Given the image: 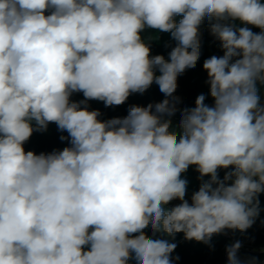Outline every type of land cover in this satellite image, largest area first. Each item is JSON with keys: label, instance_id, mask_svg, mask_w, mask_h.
<instances>
[{"label": "clouds", "instance_id": "9594fccd", "mask_svg": "<svg viewBox=\"0 0 264 264\" xmlns=\"http://www.w3.org/2000/svg\"><path fill=\"white\" fill-rule=\"evenodd\" d=\"M205 19L223 52L202 65L213 103L201 93L181 108L177 78L200 59ZM145 29L170 33L167 59L150 54ZM153 84L165 98L124 117L90 109ZM258 84L262 0H0V264H175L177 244L157 234L208 244L251 228L264 193ZM51 123L68 146L26 151ZM190 166L200 183L189 200ZM241 247H226L228 264Z\"/></svg>", "mask_w": 264, "mask_h": 264}, {"label": "trees", "instance_id": "16d2710c", "mask_svg": "<svg viewBox=\"0 0 264 264\" xmlns=\"http://www.w3.org/2000/svg\"><path fill=\"white\" fill-rule=\"evenodd\" d=\"M264 2V0H262ZM182 17L177 16L175 19L178 22ZM208 20L205 21L200 26L201 32V56L197 65L193 69H188L185 73L177 78L178 88L174 95L181 97L182 103L179 107H194L196 97L203 93L208 98L205 103L211 105L213 103L209 93V86L205 83L207 80V73L203 70V62L205 59L211 57L212 55L220 56L223 54L219 41L215 40L213 36L209 33ZM255 32H259V29H253ZM142 38L150 43L151 46V55H163L165 58H168V53L171 51V47L175 46V41L171 39L170 33L159 32L155 29H145L142 32ZM170 45L169 47H165V45ZM159 74V73H157ZM261 94V102L264 103V85H259ZM163 93L159 91L157 85L153 84L145 93L139 94L134 93L129 96L128 100L125 104L117 107H105L103 102L99 101H90V109H99L102 113L100 119L106 120L113 117H124L127 115V109L130 105H140L147 106L149 103H158L164 99ZM73 100L79 101L83 99L82 93H76L72 96ZM180 114L177 112L176 115L171 117L172 127L170 130L180 132L182 131L179 128L180 122ZM61 135H67L66 132H60L57 129V125L54 123L49 124L46 132H34L29 141L24 145L26 151H34L39 154L41 152H51L55 150H62L64 147L68 146L67 141H61L59 137ZM184 177L188 180V188L186 198L190 200V197L194 191L199 189V181L197 179L198 173L195 171V166H190L188 171L183 174ZM224 170H220V177L223 178ZM207 179V177H205ZM260 199V207L262 211L260 212L259 218L253 224V226L247 229L245 232H240L239 230H228L230 231L236 240L241 241L243 244L253 245L257 247H264V225L261 224V220H264V193H262L259 197ZM179 203V201L171 202L167 207L171 208L175 204ZM248 231V232H247ZM145 232L148 235L152 234L151 227L145 229ZM247 233H251V236H255L251 242L247 241L248 237ZM159 238L169 239L170 242H174L177 244L176 249L172 253V256H179L180 259L175 261V264H228V261L225 258V250L228 245V240L224 234H216L213 235L211 241L208 244L203 242H197L195 240H185L183 233L175 234V239L167 236L166 234H157ZM241 257H256L263 259V254L255 253L251 251L243 250L240 253ZM130 264H135L134 261L130 262Z\"/></svg>", "mask_w": 264, "mask_h": 264}, {"label": "built area", "instance_id": "2783aa9c", "mask_svg": "<svg viewBox=\"0 0 264 264\" xmlns=\"http://www.w3.org/2000/svg\"><path fill=\"white\" fill-rule=\"evenodd\" d=\"M225 236H226V238H227V240H228V245L227 246H230L231 244H233L235 241H237L236 239H235V237L233 236V234L230 232V231H228V230H226V233L224 234ZM226 246V247H227ZM243 250H245V251H251V252H254L253 251V249L252 248H250V246H247V245H245V244H243L242 243V247L239 249V251H238V258H239V260L241 261V264H244L245 262L247 263V264H249V261H250V258H248V257H241L240 256V253L243 251ZM260 253H262L261 252V250H260ZM225 255H226V258H227V253H226V250H225ZM262 261V263H260V264H264V258L261 260Z\"/></svg>", "mask_w": 264, "mask_h": 264}, {"label": "rangeland", "instance_id": "374dc122", "mask_svg": "<svg viewBox=\"0 0 264 264\" xmlns=\"http://www.w3.org/2000/svg\"><path fill=\"white\" fill-rule=\"evenodd\" d=\"M248 232V231H247ZM250 234L251 233H247V237H248V239H247V241L246 240H244L245 242H251V240L252 239H254L255 238V236L257 235V234H255V236H251L250 237ZM247 246H250V248H252L253 249V251L255 252V253H259V251L261 250V252H262V254H263V257H264V251H262V249H264V247H257V246H253V245H250V244H247ZM225 258H226V255H225ZM226 260H227V258H226ZM262 259H260V258H258V264H260V263H262V261H261ZM228 261V260H227Z\"/></svg>", "mask_w": 264, "mask_h": 264}, {"label": "bare ground", "instance_id": "6f19581e", "mask_svg": "<svg viewBox=\"0 0 264 264\" xmlns=\"http://www.w3.org/2000/svg\"><path fill=\"white\" fill-rule=\"evenodd\" d=\"M244 264H247L246 262Z\"/></svg>", "mask_w": 264, "mask_h": 264}]
</instances>
